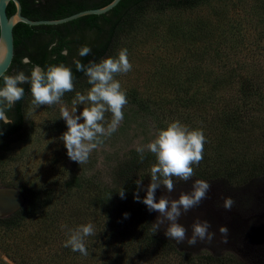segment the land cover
<instances>
[{"label":"rangeland","instance_id":"obj_1","mask_svg":"<svg viewBox=\"0 0 264 264\" xmlns=\"http://www.w3.org/2000/svg\"><path fill=\"white\" fill-rule=\"evenodd\" d=\"M245 2L205 0L194 6L168 7L164 10L148 7L125 26L114 55L120 49L127 48L133 65L132 71L116 77L126 91L128 101L123 109L124 119L118 130L104 138L103 143L90 154L85 164L79 165L67 156V150L60 139L67 125L59 116L61 107L71 109L76 92L86 94L90 85L74 86V91L65 93L60 103L41 105L34 111L32 96H28L26 109L32 129L26 137L0 149V189H17L19 184L34 187L40 196H51L59 209V216L53 218L50 215L48 220L52 224L49 229L43 228L39 233V223L35 218L8 230L0 229V264H123L116 257L114 249L103 245L96 251L94 247L96 242L105 237L102 233L113 215L120 214L115 208L117 202L106 194L112 166L117 160L135 151L137 145H146L169 122L178 120L183 123L182 120L189 112L205 109L191 107L181 98L209 87L205 81L194 84L190 79L196 78L197 72L200 77L205 76L208 70L206 66L210 63L215 64L214 70L219 72L220 54L230 53L238 60L256 56V30L244 20ZM142 103L145 104L144 108H140ZM84 106L87 105H77V115ZM110 120L111 113H106L105 126ZM187 126L194 129V124ZM257 150L259 152L242 151L237 157L230 154L226 160L222 157L220 162L217 159L212 161L213 165L205 168L194 165V177L219 175L228 169H234V172L238 170V175L232 177L229 187L214 181L208 183L215 184L224 195L246 206L251 190L259 188L264 193V177H252V173H260L255 162L264 153L260 148ZM211 154L210 149L204 146L203 155ZM151 155L153 159L144 171L131 180L132 183L142 180L141 189L145 195L150 183L148 174L155 163V157ZM193 182H178L175 187H192ZM7 183L15 184L16 187L6 186ZM163 190L165 188L161 185L156 192ZM9 213L11 210L0 209V216ZM152 213L156 220L154 211ZM58 218L74 220L76 228L87 223L94 225L96 236L86 237L84 241L88 256L64 246L69 229L62 231L60 228H50L53 222L58 223ZM250 223L236 229L239 230L238 235L244 231L241 233L243 237L236 243V247L239 246L236 250L228 249L234 246L233 237V241L229 238L232 244L228 246H223V242L217 239L211 244L203 241H198L195 246H189L186 242L180 244L185 252L194 256L206 254L219 257L218 261H209L207 264H264L261 254L264 249V219ZM253 224L262 231L258 232L257 228L252 227ZM160 229L164 232L165 227L161 226ZM246 231L254 232L253 240L252 237L245 238ZM29 234L34 235L31 236L27 252L19 251L20 247L14 248ZM170 258L174 264L179 259ZM152 260L154 264L157 262L156 259Z\"/></svg>","mask_w":264,"mask_h":264},{"label":"trees","instance_id":"obj_2","mask_svg":"<svg viewBox=\"0 0 264 264\" xmlns=\"http://www.w3.org/2000/svg\"><path fill=\"white\" fill-rule=\"evenodd\" d=\"M19 1L24 16L30 19H55L83 9L103 6L110 0H40L39 3L36 0ZM204 1L120 0L106 13L88 14L61 24L28 25L18 22L13 27V58L4 73L14 75L18 71H24L26 75H30L33 65H40L46 69L48 65L63 63L73 72L74 86L89 85L85 74L76 70L73 58L87 65L90 61L99 62L102 58L114 56L117 41L125 26L148 7L164 10L168 7L194 6ZM244 5L245 15H243L246 16L244 20L256 30L254 39L257 41L254 49L257 51L256 56L238 60L230 53H228L230 56L226 55V52L225 55L220 54L219 72L214 70L215 64L210 63L206 66L208 70L205 76L200 77L197 72L196 78L190 79L194 84L205 81L209 87L181 98L191 107H205L201 112L198 110L189 112L182 120L183 124H194V129L203 131L206 137L204 146L212 153L211 156L203 155V160L197 167L211 166L214 164L212 161L218 159L220 162L222 157L226 160L230 154L237 157L242 151L259 152L257 148H260L264 152V0H246ZM14 10V4L10 1L6 7L7 15L12 14ZM54 41L58 43L49 51V45ZM83 45H88L91 52L87 56L80 57L78 49ZM62 49H67V56L61 55ZM23 58L29 59L31 63H22ZM0 86H3L2 79ZM22 87L25 90L23 99L6 113L13 119V123L4 124L0 121V133H2L0 149L7 148L11 143L26 137L31 132L32 122L26 109L27 98L31 94L30 84L25 83ZM144 107L145 104L142 103L140 108ZM152 159L151 154L145 153V158L141 162L138 153L133 151L126 158L117 160L112 166L110 185L106 188V194L117 202L115 208L120 214L113 215L108 227L102 233L105 237L94 244L95 250L104 246L110 247L114 249L116 257L123 264H138L139 261H144V264H154L152 259L157 260L155 264H174L170 262L171 256L179 258L175 264H207L209 261H218L219 257L216 255L194 256L185 252L182 245L168 239L162 229L153 233L152 223L155 220L152 211H148L142 202L145 194L141 187L138 188L136 183L131 182L137 174L144 171ZM255 163L258 164L260 173H252V177L255 175L264 177V153ZM233 170L222 171L219 175L195 176L192 180L179 183H188L196 180L197 177L229 187L233 181L232 177L238 175L236 172L238 170L235 172ZM5 185L16 187L11 183ZM120 188L125 192L123 199L118 194ZM17 190L21 193L23 202L8 215L0 216V229L8 230L25 220L35 218L39 223L38 233L43 228L48 230L49 225L52 224L48 217L59 216L57 212L59 209L56 208L51 196L49 194L40 196L36 188L22 184L17 186ZM136 192L141 197L140 202L134 199ZM64 225L67 227H62ZM50 228L68 231L75 229L76 225L74 220L58 218V223L53 222ZM32 235L34 234L25 236L23 242L18 243L14 248L20 247L19 251L27 252ZM254 235L252 231L245 232L247 239L252 237L253 240ZM233 236L240 241L243 234L236 233ZM228 249L236 250L229 247Z\"/></svg>","mask_w":264,"mask_h":264},{"label":"clouds","instance_id":"obj_3","mask_svg":"<svg viewBox=\"0 0 264 264\" xmlns=\"http://www.w3.org/2000/svg\"><path fill=\"white\" fill-rule=\"evenodd\" d=\"M36 2L39 3L40 0ZM57 43L54 41L50 44L49 51L56 47ZM90 52L91 48L88 45L78 49L80 57L87 56ZM61 55L67 56V49H62ZM22 63L28 64L31 61L23 58ZM73 63L77 71L85 74L90 88L86 94L76 92L71 109L66 106L61 107L59 117L66 122L67 130L60 139L69 159L81 165L87 163L90 154L103 143L104 138L110 137L121 125L124 119L123 109L128 101L126 91L116 77L132 71L133 65L129 60L127 48H122L116 56L102 58L99 62L90 61L84 65L80 60L73 58ZM0 79L3 80V86H0V121L4 124L13 123V119L6 113L23 99L25 90L22 85L25 83L30 84L33 111L41 105L58 104L65 93L74 91L73 72L63 63L48 65L46 69L40 65H33L30 75H26L24 71H18L14 75L0 72ZM77 105H87L79 115H77ZM106 113H111V120L105 126ZM205 142L206 137L202 130L190 129L175 120L160 129L146 145H137L135 149L141 162L145 158V152L155 157V163L148 174L150 183L147 185L146 195L142 198L148 211L159 213L152 223L153 233L166 224L164 235L177 244L186 242L189 246H195L198 241L208 244L213 242L215 233L210 231L211 225L207 220H194L190 236L188 230L177 222L183 213L198 207L207 198L210 184L208 180L196 179L191 191L181 192L177 199L161 196L157 200L155 192L163 185L167 192L171 193L178 182L192 180L195 175L193 166H198L203 160ZM135 183L138 188L142 187V180L138 179ZM118 194L122 199L125 198L122 188ZM134 199L141 201L138 192L134 193ZM234 205L235 201L232 197L222 198L223 209L230 211ZM218 231L221 234V241L227 242L228 228L220 225ZM96 234L97 231L92 223L80 225L69 230L64 246L88 256L85 238Z\"/></svg>","mask_w":264,"mask_h":264},{"label":"water","instance_id":"obj_4","mask_svg":"<svg viewBox=\"0 0 264 264\" xmlns=\"http://www.w3.org/2000/svg\"><path fill=\"white\" fill-rule=\"evenodd\" d=\"M13 2L15 10L12 14L7 15L6 7L9 2ZM120 0H110L103 6L96 8L83 9L70 15L55 18V19H30L21 13V4L19 0H0V72H6L11 64L14 54L13 44V27L18 22H23L28 25H56L65 23L88 14H103L111 10ZM210 188H217L213 183H209ZM192 187L183 186L175 187L171 193L167 190L155 192V197L158 200L161 196L170 197L176 194L179 190ZM23 202L21 193L14 187H3L0 189V209L2 211L15 210ZM155 214V211H154ZM156 217V215H155Z\"/></svg>","mask_w":264,"mask_h":264},{"label":"bare ground","instance_id":"obj_5","mask_svg":"<svg viewBox=\"0 0 264 264\" xmlns=\"http://www.w3.org/2000/svg\"><path fill=\"white\" fill-rule=\"evenodd\" d=\"M191 189L185 188L179 190L176 194L170 196L169 198L177 199L181 192H190ZM221 194V190L219 188H210L207 193V198L204 199L198 207H195L188 211L187 213H183L178 218V223L183 225L188 230V235H191V225L194 220H207L211 227L210 231L215 233L216 239L221 240V234L218 231V226L223 225L228 228V236L227 242H223V246L231 245L232 242L229 239L232 231L236 230L240 225L243 224L245 219L240 218L238 220L236 217H232V213H236L237 211L232 210H225L222 206H214V200ZM156 217L159 213L155 212ZM165 228L167 225H162ZM222 242V241H221Z\"/></svg>","mask_w":264,"mask_h":264},{"label":"flooded vegetation","instance_id":"obj_6","mask_svg":"<svg viewBox=\"0 0 264 264\" xmlns=\"http://www.w3.org/2000/svg\"><path fill=\"white\" fill-rule=\"evenodd\" d=\"M250 192L251 193H250L249 198L247 199L246 206H244L245 205L244 203L241 206L237 202H235V205L231 209L232 211L233 210L237 211L236 213L231 214L232 217H234V218L236 217L238 220H240V218L245 219L242 226H247L248 223L252 224L250 222H256L257 220L260 221L261 219H264V193L259 188H255V189L251 190ZM226 196L227 195H224L223 192L221 191V194H219L218 197L214 200V206H216V207L221 206L222 198L226 197ZM242 226H241V228H242ZM252 227L257 228V226H255L254 224ZM257 230H258V232L262 231V229H260V228H257ZM234 231H232L231 235L229 236L230 239L232 237H235L233 235L238 233L239 230L238 231L234 230ZM241 233H244V231L242 230ZM241 233H239V235H242ZM214 239L216 240V236L214 237ZM237 241L238 240L234 239L233 248H236V249L239 248V246L236 247ZM262 253H263L262 258H264V249L261 250V254Z\"/></svg>","mask_w":264,"mask_h":264}]
</instances>
